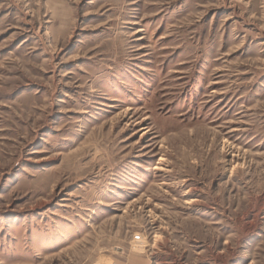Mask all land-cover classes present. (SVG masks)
<instances>
[{
    "label": "rangeland",
    "instance_id": "374dc122",
    "mask_svg": "<svg viewBox=\"0 0 264 264\" xmlns=\"http://www.w3.org/2000/svg\"><path fill=\"white\" fill-rule=\"evenodd\" d=\"M0 264H264V0H0Z\"/></svg>",
    "mask_w": 264,
    "mask_h": 264
},
{
    "label": "built area",
    "instance_id": "2783aa9c",
    "mask_svg": "<svg viewBox=\"0 0 264 264\" xmlns=\"http://www.w3.org/2000/svg\"><path fill=\"white\" fill-rule=\"evenodd\" d=\"M134 241L136 243L137 248H140L141 247L140 245L142 244L141 236H136Z\"/></svg>",
    "mask_w": 264,
    "mask_h": 264
}]
</instances>
